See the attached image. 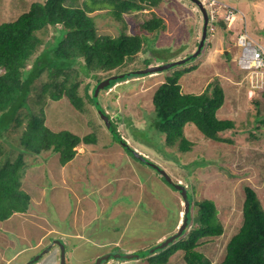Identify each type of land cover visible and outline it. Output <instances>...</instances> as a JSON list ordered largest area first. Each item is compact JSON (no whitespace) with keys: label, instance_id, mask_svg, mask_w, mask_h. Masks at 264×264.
<instances>
[{"label":"rangeland","instance_id":"rangeland-1","mask_svg":"<svg viewBox=\"0 0 264 264\" xmlns=\"http://www.w3.org/2000/svg\"><path fill=\"white\" fill-rule=\"evenodd\" d=\"M33 1L38 0H0V22L16 18ZM81 1L65 3L80 5ZM222 1L241 7L246 23L236 20L225 24L230 29L213 32L207 28V39L196 55L192 54L201 38L203 20L201 10L191 0H161L154 7L123 13L121 20L108 13L107 8L90 13L98 34L116 36L121 29L141 32L138 24L153 15L162 17L165 27L157 32H142L143 48L136 57L109 72H96L103 77L98 82L92 75L83 77L80 92L88 82L92 103L84 97L82 111L75 109L65 96L57 100L46 97L43 109L49 128L68 129L78 135L93 132L97 141L77 145L76 154L64 165H60L58 153L52 150L24 156L21 187L30 194L31 201L26 212L0 221V264H24L35 255L39 258L30 264L46 263L52 258L60 264H94L103 255L107 257L98 264H186L181 251L165 263H151L148 255L131 259L112 256L148 252L173 241L167 240L182 223L185 209L175 187L178 182L185 186L190 204L203 198L214 201L224 231L206 239L198 248L212 264L221 261L228 239L241 225L244 186L254 189L264 210V123L260 124L264 120V84L256 86L264 79V73L248 74L235 62L240 48L237 34L244 27L264 46V0L259 1L258 7H253L252 0ZM206 21L207 24L208 16ZM52 30L43 31L42 38L47 40ZM184 56L193 59L179 65L174 62ZM160 63L164 64L161 71L118 81L105 91L100 89L110 75ZM190 65L196 67L180 77L181 91L199 92L217 78L225 97L216 116L233 119L235 131L223 133L233 139L232 143L207 138L190 122L185 124L184 134L193 142L191 148L178 151L176 146L165 145L164 135L155 130V87L174 69ZM96 102L102 103L112 128L97 111ZM114 126L127 147L116 139ZM21 128L9 130L10 143L17 144ZM0 147L5 153L10 149L2 140ZM133 149L144 153L152 164L132 156ZM88 205L94 212L89 210L81 218L82 212L75 209ZM194 211H188V218ZM50 229L53 233H48ZM76 231L81 234L69 236ZM46 248L48 252H42Z\"/></svg>","mask_w":264,"mask_h":264},{"label":"trees","instance_id":"trees-1","mask_svg":"<svg viewBox=\"0 0 264 264\" xmlns=\"http://www.w3.org/2000/svg\"><path fill=\"white\" fill-rule=\"evenodd\" d=\"M65 2L33 1L16 18L0 22V140L10 147L6 153L0 147V155H3L0 156V221L29 208L31 196L21 187L25 155L52 150L58 153L60 165H64L76 154L77 145L97 141L93 132L78 135L68 129L49 128L43 109L46 97L57 100L65 96L75 109L82 111L84 97L91 102L86 88L88 82L82 86V93L79 89L83 77L92 75L98 82L103 77L96 72H109L136 57L143 48L142 32H157L165 27L162 17L153 15L138 24L141 32L127 33L121 29L116 36L98 34L90 14L96 9L107 8L115 19L121 20L123 13L154 7L161 0H82L80 5H66ZM217 22L225 25L223 21ZM50 29L53 30L49 38L44 40L41 33ZM190 59L193 57L186 61ZM195 67L174 69L152 93L154 128L164 135L165 145L176 146L178 151L191 148L193 142L184 134V126L190 122L207 138L233 142L229 136H223L228 130L235 131L233 119L216 116L225 97L216 77L199 92L181 91L180 77ZM130 71L122 72L125 73L123 78L111 80L100 89L105 91L118 81L149 74ZM261 94L264 96V89ZM96 103L106 116L108 126L112 125L102 103ZM20 126L17 144L10 143L9 130L19 131ZM114 131L118 142L127 147L115 126ZM250 135H254L253 131ZM13 151L16 153L12 156ZM193 209L181 234L169 245L135 253L132 258L148 255L151 263H165L172 254L181 251L186 264H212L198 247L206 239L221 235L224 228L211 198L191 204L189 201L188 211ZM218 264H264V210L250 186H244L241 225L228 239Z\"/></svg>","mask_w":264,"mask_h":264},{"label":"built area","instance_id":"built-area-1","mask_svg":"<svg viewBox=\"0 0 264 264\" xmlns=\"http://www.w3.org/2000/svg\"><path fill=\"white\" fill-rule=\"evenodd\" d=\"M200 2L207 9V28L209 32L215 30L219 20L227 26L230 25L236 19V14L239 15L241 21H244L243 14L234 6L219 0H200ZM236 44L240 47L239 54L235 58L237 67L240 70L247 71L248 74L258 75L261 72L264 73V48L248 34L245 27L237 34ZM258 83H256V86L264 84V79Z\"/></svg>","mask_w":264,"mask_h":264},{"label":"water","instance_id":"water-1","mask_svg":"<svg viewBox=\"0 0 264 264\" xmlns=\"http://www.w3.org/2000/svg\"><path fill=\"white\" fill-rule=\"evenodd\" d=\"M191 1L194 4H196L199 7V9L201 10V12H202V20H203V22H202L201 38L199 39L200 41H199L198 47L195 49V51L192 54V55H196L200 51V48H201L204 40H206V25H207L206 24V22H207L206 20H207V14H206V10H205L203 4L200 2V0H191ZM187 59H188V56H184V57H181L180 59L174 60V62L176 64H181V63L185 62ZM163 67H164V64L163 63H160V64H156V65H149V66H146L145 68H142V69L132 70L130 72L138 73V74L153 73V72L161 71L163 69ZM124 76H125V73H118V74L110 75V76L107 77L106 80L104 79L105 81H103L102 86H105L106 84L110 83L111 80L121 79ZM96 107H97V111H99V113H101L100 106L97 104ZM101 116H103V117L106 118V116L103 113H101ZM106 121H107V119H106ZM133 155H134V157L143 160L147 164L148 163L149 164H152V162L147 158V156L145 154L141 153L140 151H137L136 149H133ZM165 176L169 180V182H171V184L174 186V183H172V181H170V178H169V176L166 173H165ZM175 185H176L175 187L178 188V190L180 192L181 198H183V200H184V204H185V206H184L185 209L183 210V216L184 217L182 219V223L180 224V226H178V229L176 230V233L173 234L171 236V238H169L167 241H172V240H174L175 237H177V236H179V234H181V232H182L181 230L183 229V226L185 225V223L187 221V218H188L187 213H188V209H189V201L186 198V191L187 190H186L185 186L182 185L180 182H178ZM55 242L56 243H60V241L57 240V239L55 240ZM163 245L165 246V244H163ZM163 245H160L157 248L158 249L159 248H162V247H164ZM60 246L63 247L61 243H60ZM47 250L48 249L46 248L42 252H47ZM135 255L136 254H132L131 253V254H127V255H124V254H122V255H120V254L119 255L118 254H113L112 256L113 257L132 258ZM106 257H107L106 255L101 256L100 258L97 259L96 263H94V264H98L99 262H101ZM38 258H39V255H35L34 258L32 257L30 260L26 261V263L27 264H30L32 261H35ZM61 262L63 263V260H61ZM26 263H24V264H26Z\"/></svg>","mask_w":264,"mask_h":264},{"label":"crops","instance_id":"crops-1","mask_svg":"<svg viewBox=\"0 0 264 264\" xmlns=\"http://www.w3.org/2000/svg\"><path fill=\"white\" fill-rule=\"evenodd\" d=\"M252 1H254V3H253V7H258V6H260V4H259V1H261V0H252ZM221 2H224V1H222L221 0ZM224 3H226V4H228V5H231V6H234V3H232V2H224ZM236 6H238L237 4H235ZM236 6H234V7H236ZM239 7V6H238ZM242 14H243V16L245 17V13H244V11L242 10V8L241 7H239V8H237ZM236 19L234 20V22L236 21V20H240L239 19V15L238 14H236V17H235ZM244 21H245V23H246V18L244 19ZM233 22V23H234ZM233 25V24H232ZM231 25V26H232ZM220 28H223V29H230V27H226L225 25L223 26V25H221V23H218L217 22V24H216V28H215V31H216V29H220ZM228 31H230V30H228ZM208 35V34H207ZM212 37V36H211ZM252 37V36H251ZM253 38V37H252ZM254 40H256L259 44H261L257 39H254ZM261 46L264 48V46L261 44ZM227 51V52H226ZM224 52H225V54H227L228 53V49L226 50H224ZM162 82V81H161ZM76 211H81L82 213L80 214V217L81 218H84V213L85 214H87L88 215V211L90 210L91 212H94L91 208H90V206L88 205V207H84V208H79V209H75ZM53 229V228H52ZM52 229H50L49 231H48V233H53V230ZM76 233H80L81 234V232L80 231H76L75 233H73L72 235H69V236H73L74 234H76ZM77 235V234H76ZM37 245H39V243H36L35 244V246H37ZM49 249H50V247H49ZM48 249V250H49ZM48 250H47V252H48ZM32 257H34V256H32ZM32 257H29L28 258V260H30V258H32ZM7 260V259H6ZM9 260V259H8ZM58 261H56V259L55 258H52V259H50L49 260V262H46V263H43L42 261H40V262H38V264H60V263H57ZM107 263V262H106Z\"/></svg>","mask_w":264,"mask_h":264},{"label":"clouds","instance_id":"clouds-1","mask_svg":"<svg viewBox=\"0 0 264 264\" xmlns=\"http://www.w3.org/2000/svg\"><path fill=\"white\" fill-rule=\"evenodd\" d=\"M206 30H207V26H206ZM207 39V38H206ZM180 59V58H179ZM182 64V63H181ZM152 65V64H151ZM179 65V64H178ZM149 74H151V73H149ZM144 154V153H143ZM36 261V260H35Z\"/></svg>","mask_w":264,"mask_h":264},{"label":"bare ground","instance_id":"bare-ground-1","mask_svg":"<svg viewBox=\"0 0 264 264\" xmlns=\"http://www.w3.org/2000/svg\"><path fill=\"white\" fill-rule=\"evenodd\" d=\"M178 226H180V225H178Z\"/></svg>","mask_w":264,"mask_h":264},{"label":"flooded vegetation","instance_id":"flooded-vegetation-1","mask_svg":"<svg viewBox=\"0 0 264 264\" xmlns=\"http://www.w3.org/2000/svg\"><path fill=\"white\" fill-rule=\"evenodd\" d=\"M31 259V258H30Z\"/></svg>","mask_w":264,"mask_h":264}]
</instances>
